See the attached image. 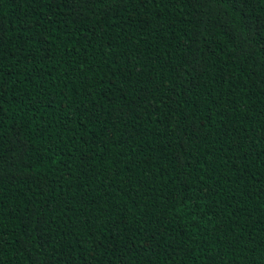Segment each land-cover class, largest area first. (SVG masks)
I'll return each instance as SVG.
<instances>
[{"label": "trees", "instance_id": "1", "mask_svg": "<svg viewBox=\"0 0 264 264\" xmlns=\"http://www.w3.org/2000/svg\"><path fill=\"white\" fill-rule=\"evenodd\" d=\"M0 0V264H264V0Z\"/></svg>", "mask_w": 264, "mask_h": 264}, {"label": "snow or ice", "instance_id": "2", "mask_svg": "<svg viewBox=\"0 0 264 264\" xmlns=\"http://www.w3.org/2000/svg\"><path fill=\"white\" fill-rule=\"evenodd\" d=\"M78 2V0H71V3L76 4ZM98 2H103V0H82L81 5L83 6V4H95Z\"/></svg>", "mask_w": 264, "mask_h": 264}]
</instances>
